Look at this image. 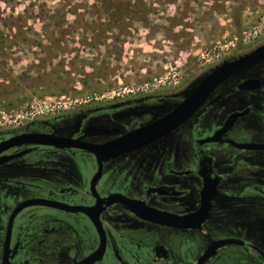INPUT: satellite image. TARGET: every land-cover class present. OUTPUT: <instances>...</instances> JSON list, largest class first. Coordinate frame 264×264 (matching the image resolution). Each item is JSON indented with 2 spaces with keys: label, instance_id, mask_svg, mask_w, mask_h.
Segmentation results:
<instances>
[{
  "label": "flooded vegetation",
  "instance_id": "flooded-vegetation-1",
  "mask_svg": "<svg viewBox=\"0 0 264 264\" xmlns=\"http://www.w3.org/2000/svg\"><path fill=\"white\" fill-rule=\"evenodd\" d=\"M182 99L92 103L0 130V143L44 134L98 146ZM0 264H264V60L169 134L116 156L35 144L1 151Z\"/></svg>",
  "mask_w": 264,
  "mask_h": 264
},
{
  "label": "rangeland",
  "instance_id": "rangeland-1",
  "mask_svg": "<svg viewBox=\"0 0 264 264\" xmlns=\"http://www.w3.org/2000/svg\"><path fill=\"white\" fill-rule=\"evenodd\" d=\"M111 2L0 0V117L61 98L79 103L18 129L127 95H182L264 41V0Z\"/></svg>",
  "mask_w": 264,
  "mask_h": 264
},
{
  "label": "water",
  "instance_id": "water-1",
  "mask_svg": "<svg viewBox=\"0 0 264 264\" xmlns=\"http://www.w3.org/2000/svg\"><path fill=\"white\" fill-rule=\"evenodd\" d=\"M262 60H264V44L245 54L223 61L182 93V101L163 117L102 145H92L54 135L22 134L1 142L0 152L13 146L35 144L54 148H78L92 153L97 159L116 156L169 134L188 120L217 86Z\"/></svg>",
  "mask_w": 264,
  "mask_h": 264
},
{
  "label": "built area",
  "instance_id": "built-area-1",
  "mask_svg": "<svg viewBox=\"0 0 264 264\" xmlns=\"http://www.w3.org/2000/svg\"><path fill=\"white\" fill-rule=\"evenodd\" d=\"M142 88L143 87H141L140 90H145V87H144V89H142ZM133 90L135 92L138 91V89H129L126 92H133ZM119 95H120L119 93L114 94V96H116V97ZM64 99H65V101H62ZM64 99L61 98L59 101L53 102V103L29 104L27 106H24V107L16 110L12 115H8L7 117H5L3 113H1L3 115L0 117V121L3 120V122H6L8 125H11L13 127L12 129H15V127H17L18 124L23 119L31 120V119H35V118H39V117L48 115V114H53L54 111L58 112L59 109H63L65 107L64 102L68 101V105L72 104L74 106L76 104H79L77 99H75V98L72 100H68V98H64ZM95 100H96V98H95ZM11 123H14L15 125H12Z\"/></svg>",
  "mask_w": 264,
  "mask_h": 264
},
{
  "label": "trees",
  "instance_id": "trees-1",
  "mask_svg": "<svg viewBox=\"0 0 264 264\" xmlns=\"http://www.w3.org/2000/svg\"><path fill=\"white\" fill-rule=\"evenodd\" d=\"M111 1L113 2V0H110V2H111ZM112 2H111V3H112ZM110 15H112V14H110ZM112 17H113V15H112ZM114 20H115V19H114Z\"/></svg>",
  "mask_w": 264,
  "mask_h": 264
}]
</instances>
